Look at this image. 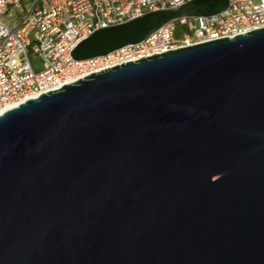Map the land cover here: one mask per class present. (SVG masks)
Here are the masks:
<instances>
[{"label": "water", "instance_id": "1", "mask_svg": "<svg viewBox=\"0 0 264 264\" xmlns=\"http://www.w3.org/2000/svg\"><path fill=\"white\" fill-rule=\"evenodd\" d=\"M227 7L151 12L72 56H106ZM0 264H264V28L1 112Z\"/></svg>", "mask_w": 264, "mask_h": 264}, {"label": "built area", "instance_id": "2", "mask_svg": "<svg viewBox=\"0 0 264 264\" xmlns=\"http://www.w3.org/2000/svg\"><path fill=\"white\" fill-rule=\"evenodd\" d=\"M191 1L0 0V113L116 65L264 28V0H228L218 14L173 20L141 43L106 56H72L101 29ZM32 58L40 60L39 67Z\"/></svg>", "mask_w": 264, "mask_h": 264}, {"label": "rangeland", "instance_id": "3", "mask_svg": "<svg viewBox=\"0 0 264 264\" xmlns=\"http://www.w3.org/2000/svg\"><path fill=\"white\" fill-rule=\"evenodd\" d=\"M32 62L34 63V65H36V67L40 66V60L38 58H32Z\"/></svg>", "mask_w": 264, "mask_h": 264}, {"label": "bare ground", "instance_id": "4", "mask_svg": "<svg viewBox=\"0 0 264 264\" xmlns=\"http://www.w3.org/2000/svg\"><path fill=\"white\" fill-rule=\"evenodd\" d=\"M1 114V113H0Z\"/></svg>", "mask_w": 264, "mask_h": 264}]
</instances>
